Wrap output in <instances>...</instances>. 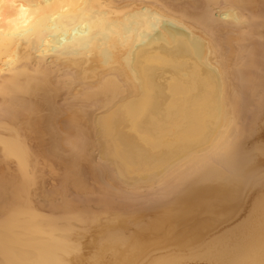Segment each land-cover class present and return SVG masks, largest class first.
I'll list each match as a JSON object with an SVG mask.
<instances>
[{"label":"bare ground","instance_id":"bare-ground-1","mask_svg":"<svg viewBox=\"0 0 264 264\" xmlns=\"http://www.w3.org/2000/svg\"><path fill=\"white\" fill-rule=\"evenodd\" d=\"M255 79L264 0H0V264H264Z\"/></svg>","mask_w":264,"mask_h":264},{"label":"rangeland","instance_id":"rangeland-1","mask_svg":"<svg viewBox=\"0 0 264 264\" xmlns=\"http://www.w3.org/2000/svg\"><path fill=\"white\" fill-rule=\"evenodd\" d=\"M260 54V52H256ZM259 66V65H258ZM256 76V73H254ZM263 87V88H262ZM259 89V90H258ZM249 96L252 97V100L246 103H239L238 110L240 112L239 115L236 116L233 124H234V141L240 143V149L242 152V156L248 162L259 161L261 160L262 164H259L258 172L261 175H264V86L259 82L257 83V79L250 86ZM95 165H99L98 161H95ZM74 172H77L74 170ZM89 175V174H87ZM264 177V176H263ZM47 183H50L49 178H47ZM64 171L60 168L59 161H55V205L60 206L63 203H71L75 206L81 207V205L89 204V203H100V201L109 203L113 198L108 194L106 185L101 183L100 186L103 187L101 190L96 189L94 195L90 194L88 196H78L74 193L73 187H67L64 182ZM97 187V186H96ZM50 189V185L47 190ZM161 188H156L151 191L152 193L160 192ZM152 199L151 204L158 203V200L149 198L146 201H150ZM142 200V204H145V201ZM115 202H124V199H116ZM133 200L128 199V202H132ZM144 201V202H143ZM93 204V207L95 206ZM142 204L134 205L140 206ZM133 206V207H134ZM241 219L244 216V213H241ZM240 219L235 220L233 222L237 223ZM232 224V225H233ZM188 264H207L203 262H190Z\"/></svg>","mask_w":264,"mask_h":264}]
</instances>
